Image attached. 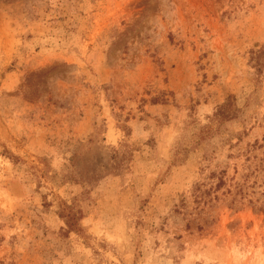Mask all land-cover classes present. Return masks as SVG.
I'll list each match as a JSON object with an SVG mask.
<instances>
[{
  "label": "rangeland",
  "instance_id": "1",
  "mask_svg": "<svg viewBox=\"0 0 264 264\" xmlns=\"http://www.w3.org/2000/svg\"><path fill=\"white\" fill-rule=\"evenodd\" d=\"M0 264H264V0H0Z\"/></svg>",
  "mask_w": 264,
  "mask_h": 264
},
{
  "label": "trees",
  "instance_id": "2",
  "mask_svg": "<svg viewBox=\"0 0 264 264\" xmlns=\"http://www.w3.org/2000/svg\"><path fill=\"white\" fill-rule=\"evenodd\" d=\"M225 108L226 107H221L220 111H219V115H224L225 113ZM60 217L65 221L66 227L68 229V231H73V232H80V228L77 224V218L75 216V214L70 213V212H61L59 213Z\"/></svg>",
  "mask_w": 264,
  "mask_h": 264
}]
</instances>
